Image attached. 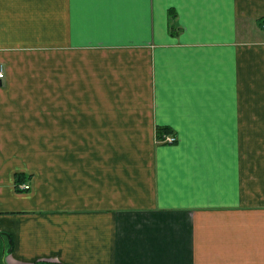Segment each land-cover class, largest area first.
Returning a JSON list of instances; mask_svg holds the SVG:
<instances>
[{
	"label": "crops",
	"instance_id": "obj_1",
	"mask_svg": "<svg viewBox=\"0 0 264 264\" xmlns=\"http://www.w3.org/2000/svg\"><path fill=\"white\" fill-rule=\"evenodd\" d=\"M0 62V264H264V0H0Z\"/></svg>",
	"mask_w": 264,
	"mask_h": 264
},
{
	"label": "built area",
	"instance_id": "obj_2",
	"mask_svg": "<svg viewBox=\"0 0 264 264\" xmlns=\"http://www.w3.org/2000/svg\"><path fill=\"white\" fill-rule=\"evenodd\" d=\"M6 77V68H5V65L4 63L0 62V82L3 81V79ZM172 137V138H170ZM170 137H167L166 140H169V141H175L177 138L174 136H170ZM170 138V139H169ZM22 188L26 189L29 187V185H23L21 186Z\"/></svg>",
	"mask_w": 264,
	"mask_h": 264
},
{
	"label": "rangeland",
	"instance_id": "obj_3",
	"mask_svg": "<svg viewBox=\"0 0 264 264\" xmlns=\"http://www.w3.org/2000/svg\"><path fill=\"white\" fill-rule=\"evenodd\" d=\"M170 136H173V137H174L175 135H172V134H162V136H161V137L159 136V138H158L157 140H158V142H160V143H163V142H164V143H174V142H176L177 139H176L175 141H172V142L169 141V140H166V138H167V137H170ZM175 137L177 138V136H175ZM170 138H172V137H170ZM170 138H169V139H170Z\"/></svg>",
	"mask_w": 264,
	"mask_h": 264
},
{
	"label": "trees",
	"instance_id": "obj_4",
	"mask_svg": "<svg viewBox=\"0 0 264 264\" xmlns=\"http://www.w3.org/2000/svg\"><path fill=\"white\" fill-rule=\"evenodd\" d=\"M162 136V134H160V137Z\"/></svg>",
	"mask_w": 264,
	"mask_h": 264
}]
</instances>
